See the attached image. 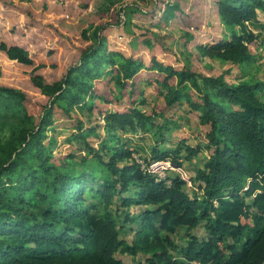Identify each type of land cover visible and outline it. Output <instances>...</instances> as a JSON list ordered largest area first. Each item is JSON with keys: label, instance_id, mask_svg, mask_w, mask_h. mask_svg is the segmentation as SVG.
Segmentation results:
<instances>
[{"label": "trees", "instance_id": "1", "mask_svg": "<svg viewBox=\"0 0 264 264\" xmlns=\"http://www.w3.org/2000/svg\"><path fill=\"white\" fill-rule=\"evenodd\" d=\"M217 11L231 38L200 50L236 66L241 76L233 83L214 76L199 80L189 69L156 58L146 68L109 50L104 26H97L84 33L91 46L62 80L49 83L37 73L44 65L34 69L32 84L48 98L39 114L23 93L0 87V264H130L119 254L149 264H264V80L246 70L255 65L249 46L257 40L247 26L264 30V0H219ZM161 12L167 25L181 9L174 3ZM0 51L35 65L24 47L3 42ZM143 68L149 74L142 81L161 89L168 109L186 101L197 114L207 128L204 142L161 150L172 128L157 123L166 113L141 107L144 90L136 81ZM103 74L113 76L109 84L119 94H129V108L96 106L97 100L112 103L95 87ZM74 109L87 111V128L73 120ZM58 111L73 130L67 141L83 152L61 164L53 162V144L45 141L46 129L57 131ZM96 111L103 124L93 120ZM154 129L160 139L146 168L129 163L136 152L128 137ZM201 153L209 156L192 187L179 175L160 179L150 169L154 161L182 168ZM136 222L140 227L130 238L126 226ZM184 229L191 240L185 259L178 260L169 253L170 235Z\"/></svg>", "mask_w": 264, "mask_h": 264}, {"label": "rangeland", "instance_id": "2", "mask_svg": "<svg viewBox=\"0 0 264 264\" xmlns=\"http://www.w3.org/2000/svg\"><path fill=\"white\" fill-rule=\"evenodd\" d=\"M218 1L0 0V43L24 47L35 62L34 66L22 65L9 60L6 54L0 51V87L23 93L35 104L34 110L39 114L40 106L46 105L48 98L32 84L31 76L34 69L44 65L45 68L37 73L43 75L49 83L62 80L71 67L79 64L82 54L91 46L84 33L92 32L97 26H104L101 36L107 39L109 50L119 51L129 58L140 60L146 68L151 67L152 60L156 58L165 65H173L179 70L189 69L199 75V80H202L201 76H214L233 83L240 78V70L218 58L205 57L200 50V46L214 45L221 40L231 38L230 30L217 14ZM174 3L179 5L181 13L165 25L162 23L161 10L164 11L168 4ZM259 18L264 24L263 12H259ZM238 30L241 31L240 28ZM247 30L256 35L257 40L249 46L252 55L256 58L255 65L246 66V70L263 81L264 30L252 25H248ZM146 68L141 70V75L136 81L144 90V96L139 100L145 99L146 105L141 107L147 110L146 112L166 113L164 117L157 116V123L167 122L166 124L172 128L171 132L165 135L168 142L161 146V150L166 151L181 141H187V144L194 147L204 142L207 128L199 123L197 114L191 112L186 101L168 109L159 94L161 89L142 81L144 74H149ZM105 75L103 74L102 77L104 79L95 81V87L112 103L106 104L97 100L96 106L112 111L129 108L131 106L129 94L127 92L125 96L119 94L115 87L109 84L113 76L106 78ZM97 111L96 114H92L93 120L103 124ZM84 114H87V111L82 113L74 109L72 118L82 120L87 128L89 117ZM54 117L57 131L53 132L50 127L45 130L46 144H53V162L61 164L73 152L80 157L83 156V152L77 150L76 143L67 141L73 131L65 128L67 117L60 111L55 113ZM156 131L157 129H154L144 134L139 132L128 137L131 139L129 148L136 152L129 163H136L146 168V160L151 159L153 149L158 147L160 137ZM99 132L101 136L105 135L103 129ZM90 140H94V146H99L95 138ZM185 154L183 151L182 156ZM208 156L207 153H201L193 161H183L182 168L174 167L170 162L154 161L150 169L160 179L179 175L192 187L191 179L195 178L198 171L204 167ZM168 182L170 184V181ZM122 222L123 219L120 223ZM139 227L138 222L127 225V235L133 238L135 230ZM200 232H203V226L200 227ZM170 237L174 245L169 248V253L175 259L184 260L183 250L186 249L191 238L186 234L185 229L171 234ZM118 257L125 263L136 264L142 261V264H149L141 257L134 259L123 254H119Z\"/></svg>", "mask_w": 264, "mask_h": 264}]
</instances>
